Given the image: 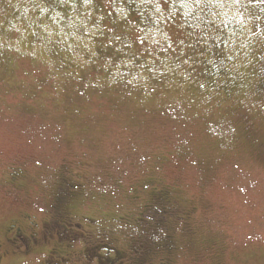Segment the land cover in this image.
Here are the masks:
<instances>
[{
    "label": "rangeland",
    "instance_id": "1",
    "mask_svg": "<svg viewBox=\"0 0 264 264\" xmlns=\"http://www.w3.org/2000/svg\"><path fill=\"white\" fill-rule=\"evenodd\" d=\"M138 2L92 0L87 32L83 0H0V264H264V39L231 46L222 0Z\"/></svg>",
    "mask_w": 264,
    "mask_h": 264
},
{
    "label": "clouds",
    "instance_id": "2",
    "mask_svg": "<svg viewBox=\"0 0 264 264\" xmlns=\"http://www.w3.org/2000/svg\"><path fill=\"white\" fill-rule=\"evenodd\" d=\"M165 4L168 6L167 9L164 7ZM13 7H15L17 11H20L17 5H13ZM70 7L73 11L71 13L72 20L69 22V26H84L87 32H92L93 28L87 24V20L92 15V0H83L81 5L82 12L80 16L76 15L75 3H71ZM110 7L116 12L118 18L121 20H126L130 16L129 10L126 9L123 4L113 3ZM136 7L141 16H143L146 12L147 16L151 17L154 24H160L168 16H175L177 11H182L185 5L183 3H173L172 0H139ZM203 7L204 6L200 4L196 5L197 18L201 20L203 17L200 16L199 13L203 11ZM211 7L215 10L212 14V19L217 25L224 24L226 27L230 26V31L231 29H235V31H231V35L235 37L231 46H237V43L239 42V47L241 49H247L249 44L254 42L257 37L264 39V0H222V2L215 3L211 5ZM28 11L29 8H24V14ZM41 11L46 12L47 9H42ZM60 15L61 14L58 12L55 13L53 20L58 23V21H56V17H59ZM25 18L27 19V16ZM103 19V15L97 16L98 22ZM17 20H19V17H17ZM253 24H255L254 32L252 31ZM12 26L17 31H21L20 27L16 23H13ZM133 27L137 26L133 24ZM138 31L143 33L145 30L143 28H138ZM148 33L153 37V39L156 37H160L162 40L168 39V34L166 32H161L156 28L148 29ZM144 38H148L147 34ZM212 38L213 36L211 34H207L205 36L206 40ZM93 55H95V53H93ZM244 56L246 57L247 53H245ZM80 58L82 59V56ZM122 63L128 68L132 66L131 61H123ZM119 68L120 65L118 64L117 69ZM124 75H127V73H121L119 71L113 73V77ZM137 78L138 74H133L128 83H132ZM144 79L146 80L147 77H144ZM116 82L115 78L111 80V83L113 84Z\"/></svg>",
    "mask_w": 264,
    "mask_h": 264
},
{
    "label": "flooded vegetation",
    "instance_id": "3",
    "mask_svg": "<svg viewBox=\"0 0 264 264\" xmlns=\"http://www.w3.org/2000/svg\"><path fill=\"white\" fill-rule=\"evenodd\" d=\"M85 221L87 220V219H84ZM91 225V224H90ZM31 226V228L33 229L34 227H35V224H33V225H30ZM76 226L77 227H82V224H76ZM12 228H14L15 229V235L14 236H16V238H17V241L18 242H20V241H23L24 242V244H22V245H25L26 243H27V239H29V238H27V237H25V235L24 234H22L21 233V229H20V227L17 229V227L16 226H13ZM12 228H10V230H12ZM34 238V236H32L31 237V240ZM33 244H35L36 245V240H33ZM22 245H21V247H22ZM27 245V244H26ZM28 246V245H27ZM28 247H30V246H28ZM31 248V247H30ZM32 249H34V248H31V250ZM57 249V248H56ZM149 248L148 247H145V246H140V247H134V248H131L130 249V251H131V257L132 256H134L135 258H134V262H135V264H146V262L144 261L145 259V256L148 254V252H147V250H148ZM103 251H108L109 252V256H111L112 255V258H114L113 259V262H114V264H115V262H118L119 260H121V259H118L117 258V256H119V254H118V252H117V250L116 249H111L110 251L108 250V249H102ZM101 249H97V252L98 251H102ZM67 251H70L73 255H76V252H73V250L72 249H68ZM85 253H86V249H83V251H82V256H84L85 255ZM145 253V254H144ZM106 256V255H105ZM94 257V256H93ZM90 258V257H89ZM98 263H99V261H98ZM111 264V263H110ZM154 264H168L166 261H158V262H156V263H154Z\"/></svg>",
    "mask_w": 264,
    "mask_h": 264
}]
</instances>
